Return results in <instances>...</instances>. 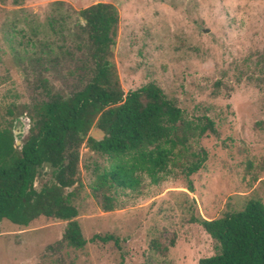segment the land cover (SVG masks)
Masks as SVG:
<instances>
[{
	"label": "rangeland",
	"instance_id": "1",
	"mask_svg": "<svg viewBox=\"0 0 264 264\" xmlns=\"http://www.w3.org/2000/svg\"><path fill=\"white\" fill-rule=\"evenodd\" d=\"M96 3L118 11L113 62L123 92L153 82L185 122L209 118L217 135L190 136L157 181L143 176L111 211L92 194L103 159L85 140L78 182L67 189L76 221L86 240L111 234L118 246L74 249L57 244L66 222L4 219L0 264H198L216 252L198 219L241 210L249 199L264 204V0H0V128L10 123L17 143L28 131L26 106L84 81L89 59L77 13ZM88 135L102 136L94 127Z\"/></svg>",
	"mask_w": 264,
	"mask_h": 264
},
{
	"label": "trees",
	"instance_id": "2",
	"mask_svg": "<svg viewBox=\"0 0 264 264\" xmlns=\"http://www.w3.org/2000/svg\"><path fill=\"white\" fill-rule=\"evenodd\" d=\"M77 15L83 22L89 59L84 81L70 93L48 92L46 100L26 106L29 126L20 143L10 123L0 128V221L26 227L40 218L54 219L66 222L58 245L81 249L88 242H113L118 246V238L111 234L86 240L76 221L78 210L67 189L78 182L82 143L86 140L103 159L94 168L91 189L100 208L111 211L119 195L138 190L143 176L157 181L179 159L190 136L217 135V130L206 117L202 123L185 122L182 110L153 82L123 92L113 62L115 6L96 3ZM92 127L101 133L100 139L88 135ZM200 165L201 161L192 164L189 173ZM198 224L216 245V252L198 264H264L260 200L249 199L241 210L198 219Z\"/></svg>",
	"mask_w": 264,
	"mask_h": 264
},
{
	"label": "water",
	"instance_id": "3",
	"mask_svg": "<svg viewBox=\"0 0 264 264\" xmlns=\"http://www.w3.org/2000/svg\"><path fill=\"white\" fill-rule=\"evenodd\" d=\"M205 32H207V30ZM24 124L27 125L28 124V121H25Z\"/></svg>",
	"mask_w": 264,
	"mask_h": 264
}]
</instances>
